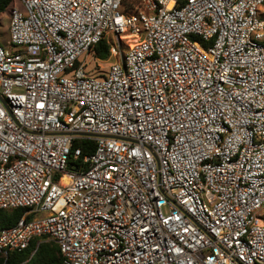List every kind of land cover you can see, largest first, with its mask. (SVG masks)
<instances>
[{"label":"built area","instance_id":"1","mask_svg":"<svg viewBox=\"0 0 264 264\" xmlns=\"http://www.w3.org/2000/svg\"><path fill=\"white\" fill-rule=\"evenodd\" d=\"M8 29L1 255L264 264V0H12Z\"/></svg>","mask_w":264,"mask_h":264},{"label":"trees","instance_id":"2","mask_svg":"<svg viewBox=\"0 0 264 264\" xmlns=\"http://www.w3.org/2000/svg\"><path fill=\"white\" fill-rule=\"evenodd\" d=\"M12 0H0V14L5 12ZM94 55L100 60H106L110 53L108 45L104 40L98 42L94 48ZM83 153L93 150V141L83 142ZM25 209L14 208L11 210H0V229L14 225L23 215ZM38 239L33 241L27 249L20 252H11L5 258L0 254V264H64L58 245L52 241H42L36 248Z\"/></svg>","mask_w":264,"mask_h":264},{"label":"rangeland","instance_id":"3","mask_svg":"<svg viewBox=\"0 0 264 264\" xmlns=\"http://www.w3.org/2000/svg\"><path fill=\"white\" fill-rule=\"evenodd\" d=\"M9 7L5 12L0 14V44L8 46L9 41ZM115 60L114 57H110L107 60L100 61L94 57L92 53L88 55H83L80 61L84 63L85 72L88 75H95L97 78H102L103 74L107 71L108 66ZM69 168H74L71 165ZM34 239L33 241H35ZM32 241V242H33Z\"/></svg>","mask_w":264,"mask_h":264}]
</instances>
